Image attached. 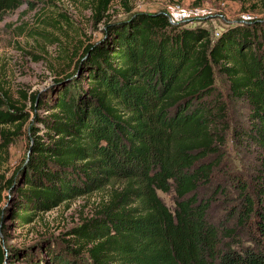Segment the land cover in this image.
<instances>
[{
  "label": "trees",
  "instance_id": "16d2710c",
  "mask_svg": "<svg viewBox=\"0 0 264 264\" xmlns=\"http://www.w3.org/2000/svg\"><path fill=\"white\" fill-rule=\"evenodd\" d=\"M112 1L102 0L105 12ZM23 4L0 0V22ZM104 27L73 74L57 82L66 84L50 99L53 105L39 102L48 107L45 117L37 113L39 94L31 96L27 113L0 110V151L30 124V153L0 187V204L11 199L5 190L15 196L3 216L27 225L39 213L122 183L95 216L71 231L72 248L48 244L46 260L29 263L264 264V21L233 27L216 40L202 27L179 28L165 12L134 13ZM216 71L248 104L252 122L243 135L262 152L256 188L261 238L238 249L224 243L209 219L212 202L199 193L217 163L205 161L222 159L226 143ZM159 192H175L174 209ZM247 202L249 217L254 203ZM6 254L0 244V264H7Z\"/></svg>",
  "mask_w": 264,
  "mask_h": 264
},
{
  "label": "rangeland",
  "instance_id": "374dc122",
  "mask_svg": "<svg viewBox=\"0 0 264 264\" xmlns=\"http://www.w3.org/2000/svg\"><path fill=\"white\" fill-rule=\"evenodd\" d=\"M101 3L102 0H24L17 11L4 17L0 22L1 111L19 108L27 113L32 106L31 96L39 94L37 113L40 118L45 117L48 107L40 108L39 102L49 100V105H53L50 99L55 98L60 85L66 84L57 82L73 74L84 49L103 38L108 21L119 23L134 13L165 12L179 28H205L214 40L233 27L264 21V0H113L107 12ZM216 88L226 105V143L221 149L222 159L211 156L205 161L217 163L211 183L202 186L199 193L202 200H211L209 219L219 229L224 243L238 249L253 246L255 239L261 238L257 228L260 205L256 188L262 171V152L243 135L252 122L248 104L231 94L229 80L218 71ZM6 129L13 132L15 128ZM29 129L30 124H25L13 136L8 149L0 151V187L29 155ZM121 186L122 183L109 185L52 211L39 213L27 225L11 219L8 213L1 214L12 206L15 197L5 190L4 197L11 199L0 204V244L7 253V264L46 260L43 247L48 244L72 248L71 231L95 216L110 199L113 188ZM220 188L223 192L218 193ZM159 196L169 209L175 208V192H159ZM247 199L254 203V213L249 217H246ZM229 231H235L234 236Z\"/></svg>",
  "mask_w": 264,
  "mask_h": 264
}]
</instances>
